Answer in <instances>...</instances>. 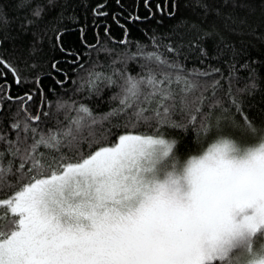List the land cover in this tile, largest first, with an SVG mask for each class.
Instances as JSON below:
<instances>
[{
  "label": "snow or ice",
  "instance_id": "snow-or-ice-1",
  "mask_svg": "<svg viewBox=\"0 0 264 264\" xmlns=\"http://www.w3.org/2000/svg\"><path fill=\"white\" fill-rule=\"evenodd\" d=\"M248 3L0 0V264H264Z\"/></svg>",
  "mask_w": 264,
  "mask_h": 264
},
{
  "label": "trees",
  "instance_id": "trees-1",
  "mask_svg": "<svg viewBox=\"0 0 264 264\" xmlns=\"http://www.w3.org/2000/svg\"><path fill=\"white\" fill-rule=\"evenodd\" d=\"M102 3L103 0H100ZM139 2V0H137ZM225 11H229V8H225ZM232 12L240 18L245 20L244 24L239 25L244 29L243 35H233V39L236 40L237 46H242L244 51L242 52L243 59L251 57H264V41H261L255 37L249 29H253L256 32H264V4H261L260 0H251L245 7H235ZM118 35V34H117ZM119 38V35H118ZM133 39L139 38L137 35L132 37ZM243 62V61H241ZM264 71V67L261 69ZM111 91H115L112 88ZM111 91H105V95H110ZM105 108L107 105L104 106ZM103 110V108L97 109V111Z\"/></svg>",
  "mask_w": 264,
  "mask_h": 264
}]
</instances>
